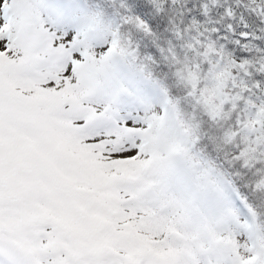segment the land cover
I'll list each match as a JSON object with an SVG mask.
<instances>
[{
  "label": "snow or ice",
  "instance_id": "6c2138e0",
  "mask_svg": "<svg viewBox=\"0 0 264 264\" xmlns=\"http://www.w3.org/2000/svg\"><path fill=\"white\" fill-rule=\"evenodd\" d=\"M0 264H264V0H0Z\"/></svg>",
  "mask_w": 264,
  "mask_h": 264
}]
</instances>
